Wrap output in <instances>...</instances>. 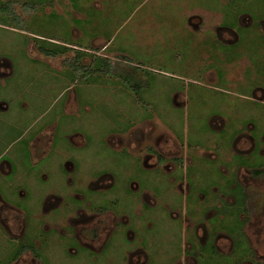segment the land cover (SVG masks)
Instances as JSON below:
<instances>
[{
    "label": "rangeland",
    "instance_id": "1",
    "mask_svg": "<svg viewBox=\"0 0 264 264\" xmlns=\"http://www.w3.org/2000/svg\"><path fill=\"white\" fill-rule=\"evenodd\" d=\"M195 14L204 17L210 26L222 20L232 24L231 41L222 42L216 29L200 31L189 25L188 17ZM245 16L252 17L253 24L240 25ZM263 22L264 0H0V58L13 62L14 69L8 81L11 89H6V94H18L19 99L12 96L11 101L26 104L24 113H30L28 117L34 113L39 118L46 112L39 120L40 126L55 118L60 119L62 134L68 139L82 130L87 133L91 145L82 153L81 165L87 176L97 168L110 166L108 161L114 162L115 171L126 166L118 152L104 147L108 134L114 135L109 142L115 147L120 138L114 132H120L135 146L140 144L135 149L142 155L153 148L148 130L155 122H136L140 112L149 117L151 111L157 120L155 133H181L179 141L186 143L190 159L196 157L190 171L199 182L212 186L217 173L223 174L222 170L232 165L227 158L231 152L228 154L227 150L233 145L237 128L247 123L254 127V135L264 133V106L250 102L251 94L264 90ZM36 39L75 43L78 48L61 54L42 48L37 53L34 42H40ZM104 51L108 52L111 72L118 75L103 73L94 61ZM144 85L148 90L140 92ZM134 103H139V107ZM75 114L80 117L72 118ZM24 129L26 136L30 130L26 124ZM11 133L23 132L15 129ZM170 138L171 143L158 148L165 155L180 150L174 137ZM69 142L77 146L76 138ZM20 145L24 148L22 144L12 148L22 150ZM2 148L0 144V151ZM91 149L98 152H90ZM171 160L167 156L168 168L182 180L180 169L175 171ZM239 160L243 162L242 158ZM59 164L61 161L56 166ZM19 179L23 191V175ZM55 181L60 184L57 178ZM122 183L118 182V186ZM11 193L6 194L10 197ZM35 196L40 198L41 194ZM76 197V206L83 204L91 214L100 207L106 208L103 202L91 205L82 195ZM174 207L178 211L182 208ZM211 208L205 205L206 213H212ZM71 213L64 218L68 219ZM183 219L184 214L175 240L181 247L187 228ZM222 226L232 232L241 230L235 218L223 220ZM252 228L254 238L255 227ZM202 264L236 263L221 257L206 259Z\"/></svg>",
    "mask_w": 264,
    "mask_h": 264
},
{
    "label": "flooded vegetation",
    "instance_id": "2",
    "mask_svg": "<svg viewBox=\"0 0 264 264\" xmlns=\"http://www.w3.org/2000/svg\"><path fill=\"white\" fill-rule=\"evenodd\" d=\"M252 19L245 16L239 24H250ZM188 23L200 31L216 29L222 42H230L233 37L234 27L223 20L210 26L204 17L195 14L188 17ZM262 25L264 31V22ZM36 40L40 42H34L37 53L42 48L59 54L78 48L75 43ZM107 54L104 51L94 61L100 60L103 73L109 75L112 72L105 70L110 61ZM13 72V62L0 58V264H202L206 259L221 257L233 259L236 264H264V133L254 135V127L247 123L239 126L227 150L231 152L227 158L232 165L224 168L223 174L218 172L210 186L199 182L190 171L196 157L190 159L186 143L179 141L181 133L174 131L171 135L180 150L165 155L158 148L171 143V136L164 131L155 133L157 120L153 112H148L149 117L140 112L137 123L142 119L155 122L148 130L153 148L142 155L135 149L140 140L135 146L132 139L113 131L120 138L119 146L110 144L109 138L114 135L108 134L104 147L118 152L126 166L115 171L114 162L108 161L110 166L97 168L87 176L81 169L82 153L91 145L87 133L82 130L68 139L62 134L60 119L54 118L56 124L52 120L40 126L39 120L46 112L39 118L34 113L28 117L30 113H24L28 106L12 103L15 95L6 94V89H11L8 81ZM142 87L140 92L148 90V86ZM15 97L19 99L18 94ZM250 102L264 106V90L251 94ZM171 103L177 107L175 99ZM134 106L139 107V103ZM79 117L75 114L72 118ZM24 124L31 132L26 136ZM15 129L23 133L12 134ZM169 130L173 131L172 126ZM75 138L77 146H72L69 140ZM17 144L24 148L20 145L22 150H14ZM167 156L175 171L180 169L182 180L168 168ZM213 157L210 155V160ZM59 161L61 164L56 166ZM20 175L24 182L21 184H25L23 191L19 187ZM118 182L123 183L118 186ZM8 192L13 195L9 197ZM36 193L41 194L40 198ZM76 195H82L91 205L103 202L106 208L91 214L83 204L76 206ZM176 205L182 208L178 211ZM205 205L212 207V213H206ZM179 212L187 224L182 247L175 242L181 232ZM69 213L71 216L64 218ZM227 218H235L241 230L232 232L223 227L222 221Z\"/></svg>",
    "mask_w": 264,
    "mask_h": 264
},
{
    "label": "trees",
    "instance_id": "3",
    "mask_svg": "<svg viewBox=\"0 0 264 264\" xmlns=\"http://www.w3.org/2000/svg\"><path fill=\"white\" fill-rule=\"evenodd\" d=\"M98 66L101 67V61H100V60L98 61ZM105 70H106V72H108V71L110 72V71H111V69H110V67H109L108 64H106V66H105ZM86 71H87V70H85V73H86ZM109 72H108V73H109ZM110 74H112V75H114V74L118 75V73H110Z\"/></svg>",
    "mask_w": 264,
    "mask_h": 264
},
{
    "label": "crops",
    "instance_id": "4",
    "mask_svg": "<svg viewBox=\"0 0 264 264\" xmlns=\"http://www.w3.org/2000/svg\"><path fill=\"white\" fill-rule=\"evenodd\" d=\"M120 49V48H119Z\"/></svg>",
    "mask_w": 264,
    "mask_h": 264
}]
</instances>
